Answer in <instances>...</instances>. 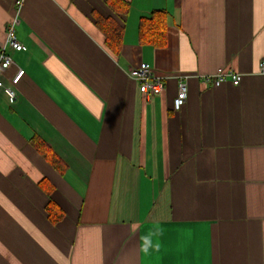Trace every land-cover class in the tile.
I'll use <instances>...</instances> for the list:
<instances>
[{"label":"crops","instance_id":"crops-1","mask_svg":"<svg viewBox=\"0 0 264 264\" xmlns=\"http://www.w3.org/2000/svg\"><path fill=\"white\" fill-rule=\"evenodd\" d=\"M125 1L119 55L93 17L114 14L108 0H26L18 12L27 49L0 71L9 83L25 70L15 103L0 89V264H264V0ZM157 9L160 47L139 34ZM15 13L0 0V43ZM142 62L161 93L130 74ZM222 70L241 83H203Z\"/></svg>","mask_w":264,"mask_h":264},{"label":"built area","instance_id":"built-area-1","mask_svg":"<svg viewBox=\"0 0 264 264\" xmlns=\"http://www.w3.org/2000/svg\"><path fill=\"white\" fill-rule=\"evenodd\" d=\"M26 0H13L15 15L11 17L6 26V38L0 43V71H4L12 67L15 63L14 53L17 51H25L26 45L22 43L17 33L18 12ZM259 72L264 74V58L260 61ZM25 70L18 68L11 82L7 83L0 77V89L5 94L8 102L13 104L17 100L16 85L20 82ZM130 74L138 79L141 84V90L146 95H156L161 93L165 88L163 77L156 75L151 67L142 62L137 69H132ZM202 81L208 87H219L226 81H231L234 84H240L242 74L232 70H222L213 75H205ZM188 98V81L186 78L180 79L178 92L174 99V109L179 111L185 104Z\"/></svg>","mask_w":264,"mask_h":264},{"label":"trees","instance_id":"trees-1","mask_svg":"<svg viewBox=\"0 0 264 264\" xmlns=\"http://www.w3.org/2000/svg\"><path fill=\"white\" fill-rule=\"evenodd\" d=\"M108 5L112 9V16H103L93 12V17L97 27L103 32L106 38V44L119 55L123 45L124 24L123 18L130 10V3L125 0H108ZM167 12L162 9L152 11L149 16L140 19L139 34L143 42L149 43L155 47L165 45L167 37ZM35 148L58 169L62 170L61 162L50 148L40 139L34 138ZM48 219L57 224L64 218L63 210L50 201L46 206Z\"/></svg>","mask_w":264,"mask_h":264}]
</instances>
